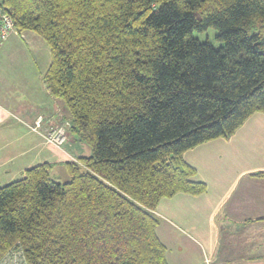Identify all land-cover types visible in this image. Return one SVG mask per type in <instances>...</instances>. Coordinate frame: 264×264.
<instances>
[{
	"label": "trees",
	"instance_id": "16d2710c",
	"mask_svg": "<svg viewBox=\"0 0 264 264\" xmlns=\"http://www.w3.org/2000/svg\"><path fill=\"white\" fill-rule=\"evenodd\" d=\"M49 48L42 76L91 153L0 186V264H168L164 198L206 185L183 153L264 114V0H0ZM217 30L219 48L192 37ZM66 143V142H65ZM55 175V174H54ZM251 176L264 179V172Z\"/></svg>",
	"mask_w": 264,
	"mask_h": 264
},
{
	"label": "crops",
	"instance_id": "0c3cea01",
	"mask_svg": "<svg viewBox=\"0 0 264 264\" xmlns=\"http://www.w3.org/2000/svg\"><path fill=\"white\" fill-rule=\"evenodd\" d=\"M11 39L0 48V170L9 174L15 166L19 176L38 164L63 168L61 163L89 156L73 135L60 147L44 142L41 135L70 123L69 114L63 102L48 96L42 71L16 60L24 52L16 50L17 37ZM183 159L206 192L159 202L156 233L168 264H264V179L251 176L264 172V114L249 116L229 138L185 151Z\"/></svg>",
	"mask_w": 264,
	"mask_h": 264
},
{
	"label": "rangeland",
	"instance_id": "374dc122",
	"mask_svg": "<svg viewBox=\"0 0 264 264\" xmlns=\"http://www.w3.org/2000/svg\"><path fill=\"white\" fill-rule=\"evenodd\" d=\"M216 35H217V30L214 28H208L203 32L192 33L193 38L197 39L200 42H208L212 47L217 49L222 46V43L216 39ZM12 37H17V39L19 40V46H17L16 50L24 52L23 56L18 55L16 57V60L21 61L23 59H26L27 60L26 64L37 66L39 68V71L41 70L42 73L44 74V72L46 71L49 65V48L44 43V41L32 32H23V33L13 32V34L11 33V35H9L6 41L0 44V48L7 41L10 42L12 40L11 39ZM22 95L23 94H20V97H22ZM59 101L62 103L61 100ZM84 147L87 146L84 145ZM87 149L90 155L91 151L89 148ZM4 171L6 170H0V177L3 178L2 182H5V183H1L2 185L0 186L6 185L22 177V175L19 176L16 175L17 170L15 166H12L8 169L9 174H3ZM55 173L57 175H54ZM51 175L52 177L55 178V180H57L60 183H65L69 181V177L67 176L64 168L62 167L53 169ZM6 180H10V181H6ZM5 264H23V263L21 262V259H19L18 255L15 254V256L13 255L10 258H8Z\"/></svg>",
	"mask_w": 264,
	"mask_h": 264
},
{
	"label": "built area",
	"instance_id": "2783aa9c",
	"mask_svg": "<svg viewBox=\"0 0 264 264\" xmlns=\"http://www.w3.org/2000/svg\"><path fill=\"white\" fill-rule=\"evenodd\" d=\"M13 31L14 24L11 17L0 8V44L3 43ZM40 122L41 119L38 118L31 130L37 132V129L40 127ZM69 127L70 123L65 122L56 125L41 136L45 143L60 147L67 141V131ZM207 262L206 260V263Z\"/></svg>",
	"mask_w": 264,
	"mask_h": 264
}]
</instances>
